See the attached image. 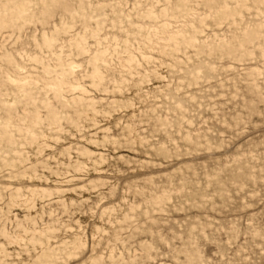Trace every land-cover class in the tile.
<instances>
[{"label": "rangeland", "instance_id": "rangeland-1", "mask_svg": "<svg viewBox=\"0 0 264 264\" xmlns=\"http://www.w3.org/2000/svg\"><path fill=\"white\" fill-rule=\"evenodd\" d=\"M0 264H264V0H0Z\"/></svg>", "mask_w": 264, "mask_h": 264}]
</instances>
